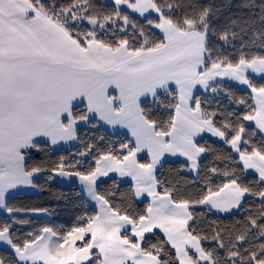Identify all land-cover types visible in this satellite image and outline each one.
I'll list each match as a JSON object with an SVG mask.
<instances>
[{
    "label": "snow or ice",
    "instance_id": "obj_1",
    "mask_svg": "<svg viewBox=\"0 0 264 264\" xmlns=\"http://www.w3.org/2000/svg\"><path fill=\"white\" fill-rule=\"evenodd\" d=\"M0 264H264V0H0Z\"/></svg>",
    "mask_w": 264,
    "mask_h": 264
},
{
    "label": "trees",
    "instance_id": "obj_2",
    "mask_svg": "<svg viewBox=\"0 0 264 264\" xmlns=\"http://www.w3.org/2000/svg\"><path fill=\"white\" fill-rule=\"evenodd\" d=\"M34 199H35L37 202H42L43 197H35Z\"/></svg>",
    "mask_w": 264,
    "mask_h": 264
}]
</instances>
